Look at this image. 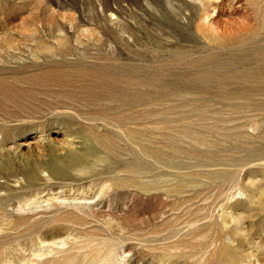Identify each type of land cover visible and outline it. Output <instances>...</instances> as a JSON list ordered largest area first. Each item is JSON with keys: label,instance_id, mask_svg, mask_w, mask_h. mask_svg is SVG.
<instances>
[{"label": "rangeland", "instance_id": "1", "mask_svg": "<svg viewBox=\"0 0 264 264\" xmlns=\"http://www.w3.org/2000/svg\"><path fill=\"white\" fill-rule=\"evenodd\" d=\"M0 264H264V0H0Z\"/></svg>", "mask_w": 264, "mask_h": 264}, {"label": "bare ground", "instance_id": "2", "mask_svg": "<svg viewBox=\"0 0 264 264\" xmlns=\"http://www.w3.org/2000/svg\"><path fill=\"white\" fill-rule=\"evenodd\" d=\"M204 26V25H203ZM230 26V25H229ZM234 26V25H233ZM236 26V25H235ZM202 27V26H201ZM205 27V26H204ZM210 28V27H209ZM208 28V29H209ZM241 28V27H240ZM243 28V27H242ZM211 29V28H210ZM239 29V28H238ZM234 30H236V29H234ZM241 30V29H240ZM239 30V31H240ZM243 30V29H242ZM208 32V31H207ZM237 33V32H236ZM222 36L224 37V38H228V39H230L232 36H234L233 35V32H232V30L230 29V27H225V29L222 31Z\"/></svg>", "mask_w": 264, "mask_h": 264}]
</instances>
